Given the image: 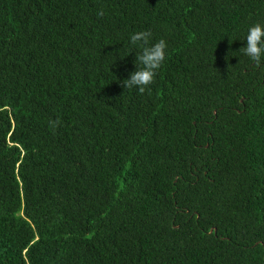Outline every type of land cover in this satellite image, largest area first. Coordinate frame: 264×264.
<instances>
[{
	"label": "trees",
	"instance_id": "1",
	"mask_svg": "<svg viewBox=\"0 0 264 264\" xmlns=\"http://www.w3.org/2000/svg\"><path fill=\"white\" fill-rule=\"evenodd\" d=\"M255 23L264 0H0V264H264ZM142 30L168 42L143 94Z\"/></svg>",
	"mask_w": 264,
	"mask_h": 264
},
{
	"label": "clouds",
	"instance_id": "2",
	"mask_svg": "<svg viewBox=\"0 0 264 264\" xmlns=\"http://www.w3.org/2000/svg\"><path fill=\"white\" fill-rule=\"evenodd\" d=\"M153 33L150 30H142L131 33L129 36V48L127 54L135 51V70L130 72L123 80L124 88L135 89L143 94L153 83L158 70L167 58L168 42L161 38L152 42ZM244 55L259 66L264 64V24L255 23L248 27L244 37ZM126 54V55H127Z\"/></svg>",
	"mask_w": 264,
	"mask_h": 264
}]
</instances>
